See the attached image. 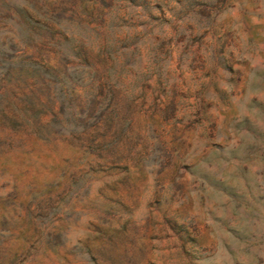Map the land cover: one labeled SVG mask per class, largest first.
Returning <instances> with one entry per match:
<instances>
[{"label":"rangeland","instance_id":"1","mask_svg":"<svg viewBox=\"0 0 264 264\" xmlns=\"http://www.w3.org/2000/svg\"><path fill=\"white\" fill-rule=\"evenodd\" d=\"M4 1L78 54L0 61V264H264V0Z\"/></svg>","mask_w":264,"mask_h":264},{"label":"trees","instance_id":"2","mask_svg":"<svg viewBox=\"0 0 264 264\" xmlns=\"http://www.w3.org/2000/svg\"><path fill=\"white\" fill-rule=\"evenodd\" d=\"M1 2L2 6L11 7L20 19L15 28V39L22 46L21 49H17L21 51L20 54L13 55L9 61L6 59V46L0 43V61L6 67L5 72L11 70L39 72L53 69L59 66L60 56H77L78 51L72 40L65 37L66 27L61 23L57 13L49 16V9L40 12L39 9H30L21 2L6 3L4 0Z\"/></svg>","mask_w":264,"mask_h":264}]
</instances>
